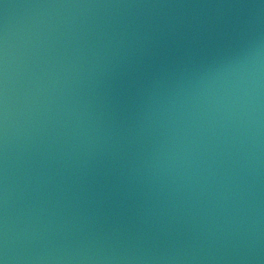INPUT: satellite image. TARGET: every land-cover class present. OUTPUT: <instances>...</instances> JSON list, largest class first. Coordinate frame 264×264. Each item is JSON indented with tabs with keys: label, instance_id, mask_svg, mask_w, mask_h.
<instances>
[{
	"label": "water",
	"instance_id": "obj_1",
	"mask_svg": "<svg viewBox=\"0 0 264 264\" xmlns=\"http://www.w3.org/2000/svg\"><path fill=\"white\" fill-rule=\"evenodd\" d=\"M0 264H264V0H0Z\"/></svg>",
	"mask_w": 264,
	"mask_h": 264
}]
</instances>
